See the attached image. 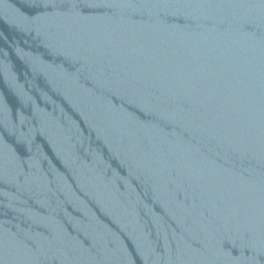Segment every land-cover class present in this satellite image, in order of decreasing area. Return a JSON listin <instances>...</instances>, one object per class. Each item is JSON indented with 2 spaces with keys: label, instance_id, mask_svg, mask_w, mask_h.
Listing matches in <instances>:
<instances>
[{
  "label": "water",
  "instance_id": "obj_1",
  "mask_svg": "<svg viewBox=\"0 0 264 264\" xmlns=\"http://www.w3.org/2000/svg\"><path fill=\"white\" fill-rule=\"evenodd\" d=\"M0 264H264V0H0Z\"/></svg>",
  "mask_w": 264,
  "mask_h": 264
}]
</instances>
